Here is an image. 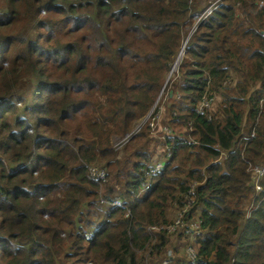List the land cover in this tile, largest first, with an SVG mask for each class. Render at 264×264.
<instances>
[{
  "label": "trees",
  "instance_id": "16d2710c",
  "mask_svg": "<svg viewBox=\"0 0 264 264\" xmlns=\"http://www.w3.org/2000/svg\"><path fill=\"white\" fill-rule=\"evenodd\" d=\"M212 2L0 0V264H145L149 252L168 264L172 233L151 226L172 208L200 221L193 264H264V175L257 189L251 168L264 167V0H222L195 25ZM165 83L170 130L149 119L120 157L112 135Z\"/></svg>",
  "mask_w": 264,
  "mask_h": 264
},
{
  "label": "built area",
  "instance_id": "2783aa9c",
  "mask_svg": "<svg viewBox=\"0 0 264 264\" xmlns=\"http://www.w3.org/2000/svg\"><path fill=\"white\" fill-rule=\"evenodd\" d=\"M222 3V0H213V2L207 7V9L195 16L196 24L198 25L208 14H210L215 8H217ZM215 101V96L206 94L203 99L201 100L199 106L197 107V111L201 113H205L208 109H211L213 106V103ZM160 111H158L156 114L149 116L146 120V122L150 119V125L153 127L154 133H158V130H165L169 131L170 129L168 126H164L160 122L159 118ZM143 123H141L138 127H134L131 131L127 132L125 136L120 140L119 142L115 143V146L117 147H123L136 133H138L141 129ZM142 125V126H141ZM244 138V137H243ZM172 155L171 149L168 152L167 159H169ZM225 155V156H224ZM223 157H226V153H224ZM2 161H5V158L2 157ZM143 163H147V161H143ZM166 165V162L164 161H157L155 162L151 167L147 169L148 174V181L146 186H150L153 180V177L156 175V173L161 170ZM253 176L255 177V185L257 189H262L261 184V177L264 175V168L262 166L256 165L252 166ZM89 173L90 176L95 179L97 182H101L106 178V171L105 169L98 167L96 165H91L89 167ZM196 182L192 184V190L195 187ZM193 193V191H192ZM194 202V201H193ZM191 199H189V204L193 203ZM105 204L106 207L109 209H112L115 206L121 205V200L118 197H115L113 200H106ZM188 208L180 209L178 212V217L175 221L169 222L165 225H163V230H166L170 233L176 231L177 229H181L183 233L190 234L192 237L196 238L198 234L201 232L200 227V221L199 220H193L190 222L189 220H186L185 217L188 213ZM153 228V226H151ZM189 235V236H190ZM87 237L91 239L93 237V232H89ZM192 242L188 247L185 249V252L188 253L190 262L195 263L198 259V250L197 246H195L193 240H190Z\"/></svg>",
  "mask_w": 264,
  "mask_h": 264
},
{
  "label": "rangeland",
  "instance_id": "374dc122",
  "mask_svg": "<svg viewBox=\"0 0 264 264\" xmlns=\"http://www.w3.org/2000/svg\"><path fill=\"white\" fill-rule=\"evenodd\" d=\"M199 2L201 3V6L204 4V3H206V0H199ZM196 22V21H195ZM195 25H196V23H195ZM188 28H190V26H188ZM189 36V35H188ZM188 36L186 37L187 39H188ZM187 40L185 39V42H186ZM185 43H183V45H184ZM183 45H182V47H183ZM182 47H181V49H182ZM180 49V51H182ZM180 53V52H179ZM178 56H179V54L177 55V57H176V59H175V61L173 62V65H172V67L174 66V64L177 62V60H178ZM183 56H184V50H183V54L181 55V60L179 61V64L181 63V61H182V58H183ZM7 64V63H6ZM178 64V65H179ZM172 67H171V69H170V71H169V74H168V77H167V81L169 80V78H171L176 72H178V67L179 66H177L176 67V69H172ZM167 81H166V83H167ZM166 83H165V85H164V87H162V89H161V93H160V95H159V97L157 98V100H156V102L152 105V107L149 109V111L145 114V115H143V116H141V117H139V118H137L133 123H132V125H131V130L134 128V127H138L141 123H143L142 125H144L145 124V122H146V120H147V118L149 117V116H152V115H154V114H156L157 113V111H160V114H159V118H160V120L162 119V118H164L163 117V115H165L164 114V110H163V108L162 109H158V103H159V100H160V98H161V95L164 93V91H165V86H166ZM213 106H214V103H213ZM213 106L211 107V108H213ZM141 125V126H142ZM130 130V131H131ZM127 132H129V131H127ZM126 132V133H127ZM125 136V135H124ZM124 136H122V137H120L119 135H112V137H111V141H112V143H113V145H115V143H117V142H119L120 140H122V138L124 137ZM155 145H156V142H152V144H151V148H153V147H155ZM115 148L116 149H118L119 151H120V154H119V156L121 157L122 156V151H123V148H124V146L123 147H117V146H115ZM161 148L162 147H158L157 149V151H159V150H161ZM157 151H156V153H157ZM155 153V154H156ZM154 155V154H153ZM99 167V166H98ZM264 168V167H263ZM101 191V190H100ZM105 201L106 200H104L103 199V202H104V204H105ZM107 206V205H106ZM180 209V208H179ZM179 209H176V208H172V215H171V217H172V220L171 221H169V222H173V221H175L176 220V218L178 217V212H179ZM197 218V217H196ZM168 222V223H169ZM167 224V223H166ZM163 225H165V224H161V225H155V226H153V228H151V231L152 232H159V231H162L163 230ZM181 231V232H180ZM190 235V234H189ZM189 235L188 234H184V233H182V230L181 229H177L176 231H174V232H172V234H171V236H172V238L173 237H177V240H175L174 241V243H173V245H174V250H171V251H169V253L172 255V257H171V261L170 262H168V264H179V262L181 261V260H186V261H188V259H189V256H188V253H186L185 252V249L188 247V245H190L192 242H190L189 240H194V237H192L191 235H190V237H189ZM171 238V239H172ZM155 239H156V236H155V238H154V240H153V242H156L155 241ZM186 254V255H185ZM185 257H186V259H185ZM184 258V259H183ZM145 259H146V261H145V264H159L158 263V261H157V258L154 256V255H152L150 252L148 253V254H146L145 255ZM88 264H91L90 262L88 263ZM162 264V263H161Z\"/></svg>",
  "mask_w": 264,
  "mask_h": 264
},
{
  "label": "clouds",
  "instance_id": "9594fccd",
  "mask_svg": "<svg viewBox=\"0 0 264 264\" xmlns=\"http://www.w3.org/2000/svg\"><path fill=\"white\" fill-rule=\"evenodd\" d=\"M186 43V42H185ZM185 46H186V44L185 45H183V47H182V49L181 50H184V52H185ZM181 52V51H180ZM195 220H197V219H195ZM91 232V231H90ZM89 233V232H88ZM88 233H87V235H88ZM185 234V233H184ZM190 237V236H189ZM87 239H89L88 237H86ZM197 239H198V236H196V238H194V240H193V242H194V244H195V246H197ZM190 241V240H189ZM197 248H198V246H197Z\"/></svg>",
  "mask_w": 264,
  "mask_h": 264
},
{
  "label": "bare ground",
  "instance_id": "6f19581e",
  "mask_svg": "<svg viewBox=\"0 0 264 264\" xmlns=\"http://www.w3.org/2000/svg\"><path fill=\"white\" fill-rule=\"evenodd\" d=\"M183 54V50L179 53V56H178V60L177 62L174 64V66L172 67V69H176L177 66H179V61L181 60V55Z\"/></svg>",
  "mask_w": 264,
  "mask_h": 264
},
{
  "label": "crops",
  "instance_id": "0c3cea01",
  "mask_svg": "<svg viewBox=\"0 0 264 264\" xmlns=\"http://www.w3.org/2000/svg\"><path fill=\"white\" fill-rule=\"evenodd\" d=\"M173 239H174L173 241H175V240H177V237L175 236V237H173ZM173 247H174V245H173ZM185 255H186V254H185ZM183 259H184V258H183ZM184 261H185V260H181V261L179 262V264H184Z\"/></svg>",
  "mask_w": 264,
  "mask_h": 264
},
{
  "label": "water",
  "instance_id": "95a60500",
  "mask_svg": "<svg viewBox=\"0 0 264 264\" xmlns=\"http://www.w3.org/2000/svg\"><path fill=\"white\" fill-rule=\"evenodd\" d=\"M189 36H190V35H189ZM189 36H188V38H189ZM186 42H187V41H186ZM185 44H186V43H185ZM185 44H184V45H185Z\"/></svg>",
  "mask_w": 264,
  "mask_h": 264
}]
</instances>
